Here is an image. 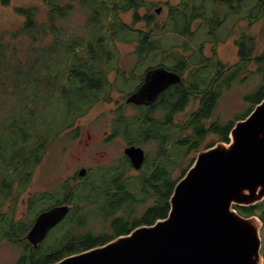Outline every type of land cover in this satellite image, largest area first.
I'll return each mask as SVG.
<instances>
[{
	"label": "rangeland",
	"instance_id": "rangeland-1",
	"mask_svg": "<svg viewBox=\"0 0 264 264\" xmlns=\"http://www.w3.org/2000/svg\"><path fill=\"white\" fill-rule=\"evenodd\" d=\"M181 1L185 2L186 0H145V4L141 6L138 11L140 15L145 12L149 16L152 14L154 15L151 18L152 22L150 24L141 20L134 22L133 9L120 13V20L131 25L133 29L147 30V28H151L154 30L156 27L155 24L158 23L160 25L165 22L166 20L164 18L167 16L169 9ZM191 1L195 2L197 6H202L203 13L209 17L215 14L217 19H223L225 15L226 2L224 0ZM30 5L38 6L39 18H42L46 6L41 1L9 0L8 3L4 4L3 0H0V37L7 43L15 45L17 48V52L14 54L11 49L7 50L6 58L0 65V81L4 82V85H1L0 82V144H3L5 147L7 146L10 152L17 151L18 146H22L21 149L18 150L25 152L30 150V146L36 147L39 142H43L42 139L46 136H48V141L43 143L45 148L42 150V153L39 154L41 158L40 162L33 166L28 185L20 195L13 198L12 202L9 199L4 201L1 205L0 215L3 213L10 214V209H13L14 214L12 218L17 222H21L22 220L24 222V220L26 221L35 215L34 213L37 210L53 207L58 199L62 197V186H64V183L67 181L66 177L71 174L75 167L78 169L79 166H85L91 171L89 177L90 184L93 186L89 183L83 184L76 181L73 183V187L76 186L77 195L80 197L77 196L78 198L75 199L76 201H74L73 204L74 209L69 214H84L87 219L84 226L86 229H90L96 233L107 232L110 234L113 217L108 216L107 206L101 203L99 194L96 195L92 193V191L94 186L100 190L107 189L106 184L101 178L106 174V172L101 171L103 170L102 168L109 170L112 168L111 172H114L117 170L118 166L121 167L123 164L125 165L126 159L122 156H124L123 149L127 143L139 145L146 150L147 164L145 169L150 174L145 179V183L143 172L140 169L126 170L124 173L123 180L129 185V190L133 193V199L132 201L130 200L131 202L129 201L130 203L127 201L120 202L119 209L114 216H121L130 220L128 223L130 225L135 217L141 216L145 212L147 213L148 206L155 203V200H153L155 197L152 198L149 195L151 193L150 180L153 174V172H149V166L153 165L156 161L160 168H162L161 170H163L164 173L161 176L162 180L159 181L163 184L162 188L167 193L171 189L172 183L177 181L191 165L197 152L201 149H205L206 143L218 142L219 139L216 134H209L199 143L197 147L198 150L190 146V142H186L185 139L182 138L183 134H189L185 127V123L188 121L187 117H189L191 111L195 109V105H197L194 104V102H189L186 107L174 117L170 116V112H165L159 118L160 124L154 126V130L150 131L151 138L153 139L148 140V138H144L147 132L143 129L145 127L144 119L142 117L138 118V120L142 122H138L136 119V117H138V110L131 106H124L122 109L120 105L125 103L124 96L126 92L130 91V89L138 84L141 78L140 74L143 73L149 63H146L145 67L140 68L136 73H133L134 75L128 77L129 79H127L124 85L120 79L115 80L113 71L110 72L108 80L110 85L113 83L112 86L102 90V94L98 101H96L84 114H70L69 116H65L67 119H64V117L59 118V116L55 118V114H53L51 109L54 110L57 106H64L63 103L59 105L61 102L59 100L63 99V94L58 91L57 96L59 99L55 102H51V105L48 107L49 109L46 111V116L49 120L53 119L51 127L59 132L57 134L53 131L50 132L49 124L43 120L41 114L33 116L27 109L29 106H33V100L23 99L25 93H20V98H18V93L15 92L16 86L23 81L18 71L26 69L25 59L33 57L34 53L24 51L29 43L27 37L20 36L14 39L10 37V33L18 24H21L23 20L21 15L16 12V8ZM249 6L250 5H248V7ZM158 7H161V11L156 13V8ZM83 20L84 14L81 11H75L67 23L69 26L71 25L80 29L79 26ZM196 22L200 24L202 20L199 19ZM205 23L206 26L202 27L200 31H197L199 25H194L195 30L193 27L190 29L193 31V34L189 37H178L179 35L169 37L167 34L163 33V30L154 32L153 37L161 40L160 47L163 49H177L181 47L183 41L187 47L192 48L194 46L193 39L196 31V35H198L202 43L201 47H204L203 50L206 56L211 55V49L215 46L216 57L220 59L223 66H234L238 59L237 47L234 40L238 39L236 36L238 35L237 31H239V26L245 25L246 21L234 19L224 22L216 30V34L218 35L216 42L214 38L210 37L211 35L208 36L207 34L209 21ZM228 25H231L233 28V32L229 38L227 34L225 35V27ZM260 28H263V36L264 15L258 23L255 21L252 25L249 24L246 32L249 36L254 35L256 38V34L259 33ZM223 39H225V41H223ZM262 39L264 45V36ZM115 44L119 51L118 62L122 65L123 70H128L135 60L133 53L135 42L125 41L121 36L116 40ZM149 58L155 59L153 54L150 55ZM163 58L167 63L172 61V56L167 57L164 55ZM20 59H22V61H20ZM258 83V74H247L246 78L242 76V79L233 81L231 87L225 89L222 96L217 97L215 93L213 96L211 95L213 100L217 98L213 113L216 117L215 123L218 127L222 130H227L231 121L236 120L237 117L240 118L252 107L253 101L251 97L245 98L243 95L246 93L253 94ZM216 86L218 90L224 89L222 83L217 82ZM117 108H120L119 111H117ZM171 108L169 109L170 111L172 110ZM211 109L212 106L210 111ZM115 112H119V114L117 113L114 118L112 116ZM173 112L175 111L173 110ZM113 118L114 121H116L115 123L117 125L115 124V126L118 131L114 137L110 138L109 134L106 133L108 131L109 122L112 124ZM120 119H122V121L119 122ZM127 122L131 125H128ZM183 125L184 129H182ZM133 130H135L134 133H132ZM138 131H142L143 134L136 135ZM104 145L106 146L105 148L102 147ZM105 149L110 151L108 158L101 159L100 154L94 153L96 150L106 151ZM92 154L95 155L94 158H91ZM31 168L32 167H29L27 170L30 171ZM17 185L18 180L15 186L18 187ZM99 193H101V191H99ZM31 195L35 202L31 204L33 206L32 211L30 210L31 205L29 207L28 204L31 201ZM92 199H96L97 201L94 202ZM126 203L129 204V208L131 209V214L129 216L124 215L123 213L125 212L122 210L124 207L123 204ZM75 208L78 209V211H75ZM33 218L34 217H32V219ZM32 219L29 224L32 222ZM68 224V222L66 223L63 220L56 224L49 233L51 235V240L54 242L57 241V238L62 234V229ZM129 228L132 227L129 226ZM50 235L44 241L47 245L50 241ZM18 251L19 249L17 247H13L6 243H0V264H11L16 258Z\"/></svg>",
	"mask_w": 264,
	"mask_h": 264
},
{
	"label": "trees",
	"instance_id": "trees-1",
	"mask_svg": "<svg viewBox=\"0 0 264 264\" xmlns=\"http://www.w3.org/2000/svg\"><path fill=\"white\" fill-rule=\"evenodd\" d=\"M8 1L3 0L4 4ZM36 1H41L46 6L43 17L39 18L37 5L17 7L16 12L21 15L23 20L10 33V37L14 39L20 36L27 37L29 43L24 51L34 53L33 57L25 59L26 69L18 71L23 81L16 86L15 92L18 93V98H20V93H25L23 99L33 100V106H29L27 109L33 116L41 114L43 120L49 124V131H53L55 134L59 131L52 129L53 119H48L46 111L52 101L55 102L59 99L57 96L58 91L63 94V99L59 100L61 101L59 105L63 103L64 106H57L54 110H51L55 114V118L59 116V118L64 117L65 119V116L70 114H84L98 101L102 90L112 86L108 81L110 72L116 71L123 76L124 70L118 62L119 51L115 44L119 37L122 36V39L128 42H137L135 48L138 50L159 48L161 40L150 38L147 34L163 30V33L169 37L178 36L179 34L189 37L192 35L190 27L193 20L203 15L202 6H197L191 0L181 1L169 9L167 17L170 20L163 26L156 23L154 30L151 28L138 30L122 22L119 15L133 9L134 22L141 20L150 24L154 15L149 16L146 12L140 15L138 11L145 4V0ZM75 11H81L84 14V20L79 26L80 29L69 26L67 23ZM9 49L13 51V54L17 52L15 45L7 43L0 37V65L6 58V52ZM145 57L142 52L134 54V63L128 70L136 73L143 67L142 59ZM120 80L123 85L126 83L125 79L120 78ZM1 85H4V82H1ZM175 95L180 98L177 103L167 106L170 113H173V110L175 112L180 110L186 97L180 87L175 88ZM250 97L253 101L252 106L264 98V74L260 86L248 98ZM207 98V104L205 102L204 109H201L200 118L207 115L212 105L213 98L211 96ZM138 118L136 117L137 121L140 122ZM232 123L233 121L230 122L226 132H228ZM129 125L131 124L129 123ZM134 132L135 130L132 133ZM141 134H143L142 131L136 133V135ZM47 137H44L43 142H39L36 147L30 146V150L25 152L18 150L22 146H18L17 151L10 152L7 146L0 144V210L4 201L9 199L12 202L13 198L20 195L28 185L33 166L40 162L39 154L45 148L43 143L48 141ZM227 137L226 135L225 138ZM29 167H32L30 171L27 170ZM163 173L164 171L159 166L153 171L150 180L151 193L149 195L152 198L155 197L153 198L155 203L148 206L147 213L135 217L130 225L128 224L130 220L121 216H113L114 211L112 210L119 208L123 198L116 199L115 197L109 203L110 206H107V209L112 207L111 211L107 210L108 216L113 217L110 234L107 232L96 233L86 229L84 226L87 219L84 214L74 213L70 215L68 213L63 221L69 224L62 229V234L57 238V241L50 242L55 243L54 253L47 255L49 246L46 245L40 250V254L44 257L30 260L29 263L22 262L21 264L51 263L68 254L103 244L118 234L129 232L140 224H150L157 218L165 217L169 210V196L176 181L172 183L171 189L166 193L162 188L163 184L159 181L162 180ZM17 180L18 187L15 186ZM144 182L146 183V180ZM9 195L11 196L9 197ZM72 196L76 197L78 195L73 193ZM30 200L31 204L35 203L32 195ZM32 207L31 205L30 210ZM234 208L242 215L253 209L252 206L245 205H234ZM10 212L12 214L3 213L0 215V238L9 234L10 231H16L19 235H22L27 230V222H13L14 210L10 209ZM129 226L132 228H129Z\"/></svg>",
	"mask_w": 264,
	"mask_h": 264
},
{
	"label": "water",
	"instance_id": "water-1",
	"mask_svg": "<svg viewBox=\"0 0 264 264\" xmlns=\"http://www.w3.org/2000/svg\"><path fill=\"white\" fill-rule=\"evenodd\" d=\"M160 11L161 7L156 8ZM179 80L176 72L163 66L151 68L126 101H153ZM123 152L135 169L141 167L145 160L141 146L128 145ZM85 172L81 168L78 174ZM262 199L264 98L234 122L228 141L197 152L174 184L165 217L47 264H261L260 222L240 214L234 205H252ZM69 210L68 204H61L42 211L27 239L36 246Z\"/></svg>",
	"mask_w": 264,
	"mask_h": 264
},
{
	"label": "flooded vegetation",
	"instance_id": "flooded-vegetation-1",
	"mask_svg": "<svg viewBox=\"0 0 264 264\" xmlns=\"http://www.w3.org/2000/svg\"><path fill=\"white\" fill-rule=\"evenodd\" d=\"M226 2L225 4V15L223 19H217L215 14H213L211 17L207 16L205 13H202L203 15L196 17L190 29L195 30V26L199 25L197 27V31H200L202 27L206 26V21H209V28H208V36L215 39L218 38V35L216 34V30L226 21L234 20V19H241L245 20V25L239 26V31H237L238 35L236 36L237 40L235 41V45L237 47V61L233 65L223 66L220 59L216 57V50L215 46L211 49V55L206 56L204 54V47L202 46L201 41L199 40L198 35H196L195 31V37L193 39L194 46L192 48L187 47L185 42L181 43V47L177 49H163L161 47L155 48V49H147V50H138L134 47L133 53L136 54L138 52H142L145 54V58L142 59L143 67H145L146 63H149L146 68L144 69L143 73L140 74L141 78L135 87L130 89V91L126 92L124 96V104L120 105V107L123 109L124 106H131L132 108L138 110V117H142L144 119V125L143 128L147 134L144 136V138L153 139L151 138L150 131L154 130V126L159 125V118L161 115H163L165 112L168 111V105H172L173 103H177V100H179L180 97H177L175 95V88L180 87L182 90V93L186 95L184 102L182 103V107L180 110L170 113V116L174 117L178 114V112L182 111L186 105L189 102H194L195 109H193L189 115L188 121L185 123V127L188 130L189 134H183L182 138L185 139L186 142H190V146L197 148L199 146V143L202 142L206 136L209 134H216L218 137V141H228L229 140V132L232 128L234 122L237 120H234L232 125L230 126L228 132L226 130H222L220 127H218L215 123L216 117L214 116L213 109L216 102L215 100H212V109L210 111V108L208 110V113L206 116L201 117V109L203 108L205 102L208 100L207 97H210L213 94H217L218 96H222L224 93V90L227 88H230L232 85V82L236 79H242L247 77V74H258L259 76V83L256 85L255 89L260 86L261 81L263 80V74H264V45H263V28H260L259 33L256 34V38L254 35L249 36V34L246 32L248 25H252L255 21L258 23L261 21V17L264 15V0H224ZM245 1V2H244ZM248 5H250L248 7ZM157 13V12H156ZM166 21L162 23V26L168 22L170 19L169 17L164 18ZM199 19L202 20L200 24H198ZM195 25V26H194ZM191 31V30H190ZM193 34V31H191ZM225 35L227 34L228 38L233 32V28L231 25H228L225 27ZM236 32V31H235ZM148 37L154 38L153 34H147ZM180 37H186L179 34ZM235 39V38H234ZM211 41V40H209ZM220 41V40H218ZM225 41V39H223ZM134 42V41H132ZM138 43L135 42V46ZM160 46V44H159ZM204 46V45H203ZM155 57L149 58L150 55ZM165 56L170 57L172 56V61L170 63H167L166 60L163 58ZM158 66H163L166 69L176 72L180 80L174 83H171L168 85L166 89L161 91L157 97L150 102H144L142 104H135L133 102H127L126 99L129 96L131 92H133L145 79L146 72L151 69ZM115 80L118 79H129L133 74L132 70H124L123 76H121L120 73L113 71ZM109 76V75H108ZM109 81V80H108ZM217 82L222 83L224 86L223 90H218L216 84ZM113 84V83H112ZM111 84V85H112ZM109 90V89H108ZM211 96V97H212ZM249 96H252V93L245 94L243 97L247 98ZM213 98V97H212ZM95 104V103H94ZM93 104V105H94ZM119 107V106H118ZM253 108V106H252ZM251 108V109H252ZM120 108H117V111H119ZM250 109V110H251ZM249 110V111H250ZM248 112L245 113L247 115ZM119 114V112H115V114L112 117H116V114ZM244 115V116H245ZM243 116V117H244ZM241 117V118H243ZM113 118V122H109L108 131L106 134H109V137L112 138L117 133L118 129L115 126V122ZM240 119V118H239ZM142 122L141 120H139ZM167 122V120H166ZM143 124V123H142ZM117 125V124H116ZM129 125V122H128ZM182 129H184V125L182 126ZM226 132V134H225ZM228 136L225 138V136ZM217 142V141H215ZM215 142H208L206 143V147H209L213 145ZM132 145L131 143H127L124 146V149L126 146ZM135 145V144H134ZM105 148L106 146H102ZM205 147V148H206ZM123 149V150H124ZM198 149V148H197ZM106 150V149H105ZM199 150V149H198ZM197 150V151H198ZM94 153L100 154L101 159H105L109 157L110 151L106 150H96ZM145 153V160L143 161L140 169L143 172V179L145 180L147 176L150 174L146 171L145 166L147 164V153L144 149ZM126 163L123 166H118L117 170L114 172H111V169H105L102 168L103 172H106L104 177L102 178V181L106 184L107 189H98L94 186V189L92 193L99 194V199L101 203L105 206H109V203L113 200V198L116 197V199H122L123 201H127L130 203L132 201L133 193L129 190V185L126 184L123 180L124 173L126 170H134L135 168L131 165L130 160L126 154H123ZM94 154H92L91 158H94ZM119 165V164H118ZM159 165L155 161L153 165L149 166L148 169L149 172L155 171V168H157ZM81 168H86V172L80 176L78 174V171ZM160 168V166H159ZM135 169V170H138ZM162 169V168H160ZM91 171L89 168L85 166H79L75 167L71 174L66 177L67 181L64 183L62 197L58 199L57 203L55 205H61V204H68L70 207V210L68 213L73 211V204L75 199L78 197L72 196L73 193H77L76 186L73 187V183L81 182L83 184L89 183L90 184V175ZM92 185V184H90ZM93 186V185H92ZM96 190V193H95ZM101 191V193H99ZM11 195H9L10 197ZM62 199V200H61ZM131 200V201H130ZM92 201H97L96 199H92ZM130 201V202H129ZM54 203V202H53ZM29 207L31 203L29 202ZM124 207L122 210H124V215L129 216L131 214V209L129 208V204H123ZM245 206H252V211H247L243 215L244 216H254L259 222V236H260V254H261V260L264 264V199L261 201L252 204V205H245ZM51 207V206H50ZM47 209V208H46ZM41 209L37 210L32 217L28 220H24L27 222V230L22 234L19 235L16 231H10L9 234H6L2 238H0V243H6L10 244L13 247H17L19 249L16 258L11 264H21L22 262L29 263L30 260H36L41 259V257H44V255L40 254V250H42L43 247H45L47 244L44 243L46 238L50 235V231L54 228V226L50 227L47 232L45 233L44 237L37 243V245H33L28 239H27V233L31 226L33 225L36 217L44 210ZM112 207H110L109 211H111ZM119 208H116L112 211H114V215H116V212ZM33 209H31L32 211ZM29 211V212H31ZM75 211H78V209L75 208ZM108 212V211H107ZM67 213V214H68ZM76 214V213H75ZM66 217V216H65ZM64 217V218H65ZM32 219V222L29 224L30 220ZM13 222H17L14 218L12 220ZM23 221V220H22ZM3 239V240H2ZM2 240V241H1ZM51 235H50V241L48 242V252L47 255H50V253H54V244L50 243ZM42 264H45L42 262Z\"/></svg>",
	"mask_w": 264,
	"mask_h": 264
}]
</instances>
